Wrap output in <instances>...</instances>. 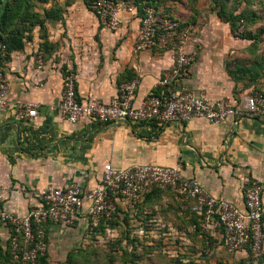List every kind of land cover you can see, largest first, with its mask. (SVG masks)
<instances>
[{
    "label": "crops",
    "instance_id": "1",
    "mask_svg": "<svg viewBox=\"0 0 264 264\" xmlns=\"http://www.w3.org/2000/svg\"><path fill=\"white\" fill-rule=\"evenodd\" d=\"M63 14L64 19L47 25V50L40 51L39 36L34 34L32 42L9 53L0 67L8 84L6 106L0 107V188L5 210L26 215L39 203V192L49 186L63 189L77 184L90 190L100 182L106 164L118 169L181 165L184 178L196 180L207 194L241 212H245L247 180H256L262 186L264 208V119L242 115L218 125L200 119L164 125L155 121L66 122L59 110L66 71L75 75L77 100L82 103L95 99L109 103L124 83L137 80L134 105L138 106L156 94L157 82L172 66V54L156 49L135 51L139 10L135 15L120 10L121 27L115 31L105 28L87 7L73 2ZM199 21L191 26L186 50L196 52V57L183 85L196 96L241 105L253 87L236 84L226 72L225 56L236 44L226 41L227 30L215 13ZM27 105L36 107V117L25 116ZM190 203L172 198V231L175 238L185 241L186 252L209 257L210 264L247 260L246 252L227 250L221 227L203 230L190 213ZM127 207L120 205L124 214L129 212ZM88 226L85 216L67 228L48 223V247L57 235L62 247L68 245ZM260 264H264V250Z\"/></svg>",
    "mask_w": 264,
    "mask_h": 264
},
{
    "label": "built area",
    "instance_id": "2",
    "mask_svg": "<svg viewBox=\"0 0 264 264\" xmlns=\"http://www.w3.org/2000/svg\"><path fill=\"white\" fill-rule=\"evenodd\" d=\"M90 10L110 31L121 27L120 10L137 14L133 0H92ZM137 34L135 51L165 50L172 54V66L163 74L152 93L140 105H134L137 80L124 83L119 95L109 103L77 100L75 75L66 71L64 91L59 105L61 117L71 125L89 119L101 124L121 121L160 125L172 122L204 120L218 125L227 118L248 115L264 119V94L253 92L246 95L241 105L229 100H210L204 95L196 96L183 85L189 66L196 52H188L191 26H181L179 21L160 16L153 7L144 5ZM4 51V47H2ZM38 58L40 68L43 66ZM8 84L0 70V107L6 106ZM28 118L37 115L34 105L24 107ZM181 165L160 167L140 165L118 169L111 164L103 167L101 180L90 190L77 184L66 188L49 186L39 192V203L30 208L26 215H14L4 208V192L0 188V251L9 253L11 262L37 264L49 250L44 227L48 223L70 227L79 216H85L89 224L96 226L102 220H110L121 204L137 205L142 197L154 190L170 192L182 204L190 203V213L200 217L203 230L221 227L224 246L230 252H246V264H260L264 250V208L262 186L256 180H247L245 212L232 204L207 194L199 182L186 179L181 174Z\"/></svg>",
    "mask_w": 264,
    "mask_h": 264
},
{
    "label": "rangeland",
    "instance_id": "3",
    "mask_svg": "<svg viewBox=\"0 0 264 264\" xmlns=\"http://www.w3.org/2000/svg\"><path fill=\"white\" fill-rule=\"evenodd\" d=\"M12 1L15 2L12 4ZM28 6V13L37 14L43 26L38 23L32 25L28 22H20V17L9 24L3 34L8 37L9 30H21L27 37L26 43L32 42L34 34L39 36L40 51L47 50L49 45L47 25L53 26L56 21L64 19L63 12L68 8V4L73 2L87 10L90 0H3L2 5L11 3L10 7L20 4ZM119 1V0H116ZM124 1V0H120ZM158 7V12L163 15L176 18L187 26L197 25L201 18L207 19L208 15L216 14L225 9V12L239 14L247 10L249 19H244L240 23L235 35H232L228 24L218 19L220 24L226 28L227 40L235 42V47L225 56V68L229 77L237 83H242L243 87H253L254 79L260 75L255 83L257 89L264 88V0H154ZM65 10V11H64ZM49 11V18L45 15ZM20 15H25V11ZM38 19V18H37ZM34 21V19H33ZM32 22V20H31ZM229 30V31H228ZM245 32L250 39H242L241 34ZM65 36V34H63ZM229 38V39H228ZM46 40V41H45ZM1 46V44H0ZM40 56V55H39ZM38 60V57H37ZM2 71V69H0ZM239 70H244L240 72ZM3 72V71H2ZM231 73V74H230ZM236 79V80H235ZM240 80V81H239ZM253 84V85H252ZM128 213H119L121 222L114 230L106 231L105 235H95L83 232L74 235L68 245L62 247L61 239L57 238L49 242V264H210L209 257H193L186 252L184 240L175 238L172 231V198L164 195L161 200H154L143 206L142 211L135 210L128 206ZM126 215V216H125ZM125 216V218H124ZM126 220V221H125ZM145 220L153 223L150 232H142L141 225ZM148 226V225H147ZM128 234V237H127ZM201 234V229H200ZM138 240L131 242L132 240ZM126 242V243H125ZM125 243V244H124ZM132 243V244H131ZM137 245V248L135 246ZM128 247V250L124 249ZM126 250V251H125ZM228 250V249H227ZM229 251V250H228ZM74 254L69 260V255ZM181 260L182 263H178ZM248 260V259H247ZM247 260H242L246 264ZM0 264H6L0 262ZM15 264V263H7Z\"/></svg>",
    "mask_w": 264,
    "mask_h": 264
},
{
    "label": "trees",
    "instance_id": "4",
    "mask_svg": "<svg viewBox=\"0 0 264 264\" xmlns=\"http://www.w3.org/2000/svg\"><path fill=\"white\" fill-rule=\"evenodd\" d=\"M91 1L92 0H90V2ZM112 1H116V0H112ZM124 1H127V0H124ZM133 1L135 2L136 6H137V8L141 14H143L142 10H141L142 6L148 5V6L153 7L155 9V11L160 16L176 20V18H173L171 16L160 14L158 12V7L156 6V2L154 0H133ZM2 2H3V0H0V44H1V46H0V67L3 66L4 61L8 60L9 53H11L12 51L22 50L24 48L25 42L27 40V37H25L24 32H22L19 29L18 30H9L8 31V37L5 38L3 34L7 30L9 24L10 25H11V23L13 24V22L16 21V19L20 17V22L24 21L26 23V22H28L27 20H30V23H32V25H37L38 23H40V25L43 26L40 19H39V16L37 14H33V13L29 14L28 13L29 8H27L28 6L25 4L24 1H22V3H24L25 5L20 4L19 6L14 7L13 10L10 7L11 3L7 2L4 5H2ZM14 3L15 2L12 1V4H14ZM23 11H25V15H20L21 12H23ZM45 15L47 16V18H49L51 16L49 14V11H45ZM216 16L218 19L222 20L223 22H225L226 24H228L230 26L232 35H235V33L237 32L238 28L240 27V23L242 21H244L243 18H245V19L250 18L249 17L250 14L247 10L242 11L239 14H235L234 12H225V9L222 10V8L219 11L216 10ZM33 19H34V21H33ZM31 20H32V22H31ZM176 21H178V20H176ZM187 25L188 24H182L181 23L182 27L187 26ZM262 33L264 34V30L262 31ZM250 37L251 36L247 37L245 32H242V34H241L242 39H247V38L250 39ZM2 47H4V51L1 50ZM239 71L243 72L244 70H239ZM244 73H245V71H244ZM259 78H260V75L256 76L254 79V82H253L254 86H253L252 93L253 92H262L264 94V92L261 89L260 90L257 89V87L255 85V83L257 82V80ZM166 194L171 196V198L175 199L174 195L170 192H162L160 190H154L153 192L144 195L142 197L141 201L137 205L132 206V207H134L135 210H138V212L140 210L142 211L143 206L145 204H148L149 202H153L154 200H161V198ZM121 212L122 211L119 208L117 213L112 217V219L102 220L96 226L89 224V226L87 228L88 233H93L95 235H100L98 233H102L103 235H105L106 231H108L110 229L114 230L121 223V222H119L120 219H119V215H118ZM125 216H124V218H125ZM194 217H195V222H196V220L200 221V217H198L196 215H194ZM145 221L146 222H143V225H141V230L143 233L146 234L147 232H150V230H149L150 227L153 228L154 226H153V223H151V222L150 223L148 222V224H147V221H149V220H145ZM45 227H44V230L46 232ZM196 233L199 235L198 230H196ZM198 235H196V237H198ZM127 237H128V234H127ZM131 240H132L131 241L132 243L134 241H138V240H134V239H131ZM135 246L137 248L136 243H135ZM124 249L128 250V247L126 246V248H124ZM74 256H75L74 254H70L69 260L73 259ZM48 258H49V254L47 253L43 258L38 260L37 264H49ZM0 262L6 263V264L11 262L9 253L7 251H5V250L0 251ZM12 263L19 264L16 262H12ZM178 263H182L181 260H178ZM243 263L244 262H241V264H243Z\"/></svg>",
    "mask_w": 264,
    "mask_h": 264
}]
</instances>
